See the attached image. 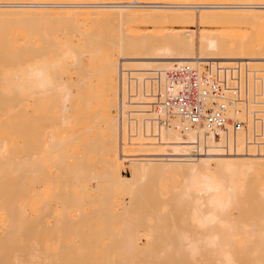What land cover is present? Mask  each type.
<instances>
[{
	"label": "bare ground",
	"instance_id": "obj_1",
	"mask_svg": "<svg viewBox=\"0 0 264 264\" xmlns=\"http://www.w3.org/2000/svg\"><path fill=\"white\" fill-rule=\"evenodd\" d=\"M103 21L117 25L112 28L117 27L115 33L119 37H111L116 41L113 46L109 47V43L107 46L109 50L112 47L110 51L117 49L112 51L114 56L118 55L117 62L116 57L112 58L116 64L111 62L112 52L108 55L110 60L107 59L105 52L109 50L104 49L105 42V45L99 42L100 38L95 39L97 36L96 42L92 39L95 35L102 36L98 34L101 32L98 26ZM57 23L61 27L69 24L68 32L64 34V30H60L64 37L63 34L55 35ZM185 25L195 26L196 30H166L167 26ZM244 25L255 27L257 31L260 28L259 38H253L249 46L262 53L257 67L264 70V0H0V264H64L68 248L80 252L81 248L77 247L91 241L90 247L106 245L107 250L109 244H105L102 237L110 238L109 235H112L111 243H114L113 238L117 242L113 259H120L104 264H264V150L259 155L249 156H229L213 150L190 156L188 146L174 130L162 135L164 144L138 140L129 145L130 151L119 145L115 158L103 162L100 175L93 173L90 167L87 169L92 173L82 170L85 166H64L63 169L73 176L72 192L80 190L83 197L90 186L85 188L80 178L93 183L100 177L107 187L105 193L112 194L124 188L122 191L129 190L133 200L151 183L150 186L155 185L158 190L166 181L165 185L172 182L168 186L169 194L166 190L167 198L163 199L167 202L163 201L162 205L161 201L157 207L156 201V207L150 208V205L147 209H152L149 213L116 216L121 220L116 219L119 228L114 230L108 228L112 223L106 220L114 207L109 201L106 207H101L108 213L99 214L104 218L102 221L109 224L108 229L107 224L104 225L105 229L102 227L101 233L97 232L96 239L89 237L86 242L83 234L90 233L85 235L88 237L93 233L83 228L85 232L82 229L84 233L79 231L81 236L77 235L82 246L73 243L68 246L66 242L71 238L70 232L74 231L75 236L78 231V228L68 229V223L78 218L74 220L68 213L64 214V206L59 207L63 211L57 217L52 216V154L71 149L80 141L82 132L78 133L79 128L77 133L72 129L76 122L80 125L86 122L81 118L89 107L86 97L87 106L81 107L79 94L77 102L74 101L77 93L72 92H78V84L82 85L83 79H79L81 82L72 75L92 73L90 69L95 67L97 60V66L101 64L98 58L103 54L106 64L109 60L112 68L113 63L117 73L121 68L147 73L169 70L184 63L202 65L210 61L231 65L238 62L239 57L243 61L236 51L237 41L244 34L230 33L223 28ZM95 29L100 30L91 36ZM140 29L147 31L140 32ZM150 36L161 40L147 48L145 43ZM70 81L77 88L72 87ZM53 83H57V88L60 83L62 87L74 88L69 91L74 96L68 95L69 92L59 95L72 97L67 99L70 103L60 101L56 108L52 103ZM116 105L118 103L113 108ZM115 108L107 110L97 140L89 142L94 149L103 145L104 130L118 133ZM54 114L59 118L67 117L72 130L67 139H52ZM150 190L149 195L155 194H152L153 186ZM155 192L159 194L160 189ZM161 195H154L158 202ZM82 197L74 201L81 202ZM151 197H147L149 203ZM52 218L55 221L50 222ZM59 221L66 227L63 228ZM85 225L80 224V227ZM53 243L60 245L58 252L52 251ZM107 253L104 255L108 257ZM62 254H66L65 257ZM68 255L70 259L72 255ZM84 256L81 257L84 259ZM61 257L64 260L59 261L63 263L57 262ZM82 263L87 264L84 260L78 264Z\"/></svg>",
	"mask_w": 264,
	"mask_h": 264
},
{
	"label": "built area",
	"instance_id": "obj_2",
	"mask_svg": "<svg viewBox=\"0 0 264 264\" xmlns=\"http://www.w3.org/2000/svg\"><path fill=\"white\" fill-rule=\"evenodd\" d=\"M117 91L121 147L164 144L162 135L174 130L190 156L264 150V71L246 63H184L147 73L121 68Z\"/></svg>",
	"mask_w": 264,
	"mask_h": 264
},
{
	"label": "rangeland",
	"instance_id": "obj_3",
	"mask_svg": "<svg viewBox=\"0 0 264 264\" xmlns=\"http://www.w3.org/2000/svg\"><path fill=\"white\" fill-rule=\"evenodd\" d=\"M62 23V25L64 24L63 22H61ZM58 25H54V29L56 28V26H58V28H59V25H60V23H57ZM115 24V23H114ZM67 24H65L64 25V27L62 26L61 27V25H60V28L58 29H55V31H54V33H55V35L56 36H60V30H64L63 31V33L65 34V32H66V30H67V32L69 31V28L70 27H68L69 26V24H68V29H67ZM91 26H93V25H91ZM100 26V27H99ZM98 26V28H100L99 30L101 31L100 33H98L99 32V30H98V32L96 31V29H95V31L93 32V34H91V36H93V35H95V33L97 34H102V36L100 35V37H98V35H95V36H93V40H95V39H98V38H100V39H98L99 40V42L101 41V42H103L102 44H104V42H105V44H106V46L104 47V49L106 50V49H108V43H109V47L112 45V44H114L113 43V41H116V39H117V37H119L117 34L118 33H115V30L117 31V27H115L114 29L112 28V26L114 27V26H117V25H113L112 23H110V22H105V21H103V23H101L100 25ZM242 27V28H241ZM241 27H234V26H227V28L226 29H224L223 28V31H229L230 33H242V34H244V36H242V37H240L239 39H238V41H237V44H238V49H237V51H236V54L239 56H242L241 58L243 59V61L242 60H240V57H239V61L240 62H243V63H246V64H249V66L250 67H252V68H254V69H256V70H258V71H264V70H261V69H263L261 66H259V67H257V63H258V57H260L261 56V54L262 53H259L258 52V50L259 49H254L253 47H250L249 46V42L253 39V38H259V36H258V32H259V29L260 28H258V31L255 29V27L253 28H249V26H246V25H244V26H241ZM63 28V29H62ZM96 28H97V26H96ZM203 28H205V29H209V28H207V27H203ZM90 29H91V27H90ZM113 29V30H112ZM180 29H182V30H192V31H195L196 30V28H195V26H191V25H185V26H167L166 27V30L167 31H169V30H180ZM222 29V28H221ZM57 30V31H56ZM241 30H243V31H241ZM109 31H113V32H111V34H110V32ZM140 32H145V31H147V30H143V29H140L139 30ZM228 32V33H229ZM260 32H261V30H260ZM62 33V34H63ZM106 33V34H105ZM108 33V34H107ZM227 33V32H226ZM61 34V35H62ZM64 34L62 35L63 37H64ZM67 34V36L69 35L68 33H66ZM107 35V36H106ZM260 35H261V33H260ZM97 36V38H95ZM116 36V37H115ZM104 39H103V38ZM111 37H115L114 38V40H111ZM66 38V37H65ZM95 38V39H94ZM110 38V39H109ZM91 39V40H92ZM104 41H103V40ZM113 39V38H112ZM119 40V39H118ZM160 40H161V38H156V37H153V36H150V37H148L147 39H146V47L147 48H151L154 44H156V43H159L160 42ZM252 41H254V40H252ZM251 41V42H252ZM95 42H96V40H95ZM137 43H139V42H137ZM104 44V45H105ZM115 44H117V42H115ZM136 44V43H135ZM103 45V46H104ZM137 45V44H136ZM135 45V46H136ZM142 46H143V44H141ZM113 46V45H112ZM115 46V45H114ZM112 48V47H111ZM111 48H110V50H111ZM109 50V49H108ZM109 50V51H110ZM113 50H114V48H113ZM112 50V51H113ZM117 49H115L114 51H116ZM105 52V54L107 55V59H109V56L108 55H110V53L112 52V51H110V52ZM107 53H109V54H107ZM114 52H112L111 54H113ZM105 54H103V55H101L102 57L105 55ZM115 54H117V53H115ZM235 54V55H236ZM241 54H243V55H241ZM106 55H105V57H106ZM111 56V58L110 59H112L113 57H116V58H114V60L117 62V56L118 55H116V56H114V54L113 55H110ZM100 57V58H98V59H100L101 61H100V65L99 66H97V64H99V60H97V64L95 65V67L93 66V68H91L90 70L92 71V73L90 72V74L87 72H79V73H76V76L75 75H72V77H76V78H78V80L79 79H83L82 81H83V83H81L82 81L81 80H79V81H81L80 83L82 84V85H79L78 84V88L76 87V85L74 86L73 85V82H75L76 80H72V81H70V82H72V83H70V84H72V87L74 86V88L76 87L77 88V91L78 92H76V91H71V90H74V88H72V87H70L69 89H68V87L67 86H65L67 89H68V91L66 90V88L65 87H62V86H60V85H62L63 83H60V84H58L59 85V87L57 88V87H55L56 85L55 84H57V83H53V85H54V88L52 89V103H54L55 105H56V108H57V105H58V103L60 102V101H67V99L70 97V96H74V94H76L77 96V99L76 98H74L75 100V102H77V100H78V96L80 95V97L82 98L83 97V99H84V101H83V99H81V98H79L80 100L78 101V103L81 105V107H84V105H86L85 103V101L87 100V104H88V109L86 110L85 109V107L87 106H85L84 107V117L86 118H81V120H86V122L85 121H83L84 122V124H82V125H80L78 122H76L77 123V127L74 125V129H72L74 132H76V129H78L77 131H78V133L79 132H82V133H80V135L82 134V136H80V141H78V142H80L81 144H83V145H81L80 143H76L75 144V147H72L71 149H62V150H60L59 151V153H53L52 154V180H51V183H52V194H51V197H52V216L53 215H55L56 217L58 216V214L60 213V212H62V211H60L61 210V208H59V207H61V206H64V211H66L64 214H66V213H68L67 215L70 217V218H72V219H74L75 220V218L77 219V221L75 220V221H73L71 224L70 223H68V225H69V228L68 229H70V230H74V229H77L78 231H76L75 232V236L72 234V233H74V231L73 232H70L71 233V238L70 239H67L66 240V242H67V244H68V246H73L74 244H76L77 246H79L80 245V243H78L80 240H78V238L80 239V237H78L77 235H80L81 236V234H79V233H82V231H84L85 232V230L83 229V228H85V229H87L86 231H89L90 229V232L91 233H93V235L92 236H88V237H86L87 235H91L90 233H88V232H86V233H82L83 234V239L85 238L86 240V242H87V239L90 237V238H92V240H94V238L96 239V234H98L99 232L101 233V231H102V227L105 229V227H104V225H106L107 224V221L106 220H108L110 223H112V225L110 224H107L106 225V228H107V226H108V228H111V227H113V229L114 230H117L118 228H119V223H117V221H119V220H121V218H117V217H119V215L121 214H123V213H127V214H134V215H138V214H140V213H149L151 210L149 209V210H147L149 207H150V205H151V207L150 208H152V207H154L155 206V204H156V206L158 207V206H160V204H161V201H162V203H163V201H165V200H163V199H166L167 198V195H166V193H167V191L170 189L169 187L172 185L171 183L172 182H169L171 185L169 186V183H168V185L166 186L165 185V183H166V181L165 180H163L162 182H164V184L163 183H161L160 184V188L158 187V190H156V187L157 186H155V185H152L153 186V189L155 190V191H159V189H160V192H159V194L161 193L162 195H161V197H160V199L161 200H159V202H158V200H157V198L156 197H154V195H156L157 194V196L159 195L158 193H156L155 191H153L152 190V186H150L151 184H153V183H151L149 186H147V187H149V189L147 188V192L145 193V189L146 188H144V192L143 193H141V194H139V195H136V196H134L135 198H133V200L131 199V197L129 196L130 194H128L129 192V190L128 191H126V192H123V191H125L124 190V188H121V191H120V188H118V190L117 191H115L114 190V193L113 192H111L112 194H110V193H108V192H104V191H106L105 189L107 188L106 187V185L104 184V180L102 179H100V177H99V181L96 179V180H94V181H98L97 182V184H96V182H94L93 181V183H90L91 181L90 180H88V179H82V178H80V181H82L83 183H82V185L85 187H87V185H89L90 187L89 188H86V191H85V193H84V191H83V193H84V195H83V197L82 196H80V193H82L80 190H79V192H78V190L77 191H74V192H72L73 191V188H74V185L72 184L73 183V176H72V174L70 173V171H65L63 168H64V166H67V167H77V166H85V168H83L82 169V167H81V169L82 170H85V169H87V168H91V171H95V172H93V173H95V174H98V175H100L102 172H103V169H102V164H103V162L105 161V160H113L114 158H115V151H116V148L120 145L119 144V135H118V133L116 132V131H110V130H104L103 131V139H102V141H103V145H100L97 149H94L93 148V146H91L90 144H89V142H95L96 140H97V134L99 133V131H100V127H101V124H102V120L103 119H105L106 118V114H107V110H111L110 108H112V109H114L115 107H117V105L113 108V106H114V104L116 103H118L117 101H118V98H117V100H116V97L118 96V91H117V81H116V79H117V77H116V67H114L113 68V63H115L116 64V62H113V59H112V61L111 62H113L112 63V68H111V65L109 64V63H111V62H109V60H108V64H106V61H105V57ZM126 61V60H125ZM238 61V62H239ZM109 65V66H108ZM83 68V67H82ZM113 69L115 70V72L113 71ZM118 71V70H117ZM119 72V71H118ZM59 75H63V74H59ZM59 75H56L57 76V78H62V77H64V76H66V74L64 73V76H59ZM59 76V77H58ZM117 76H118V73H117ZM75 78V79H76ZM67 82H69V81H67ZM77 82V81H76ZM75 82V83H76ZM64 83H66V82H64ZM78 83V82H77ZM52 85V86H53ZM66 85V84H65ZM67 85H69V84H67ZM64 86V85H63ZM71 86V85H70ZM76 90V89H75ZM69 91H71L72 93H74V94H72V93H70ZM66 92H69L68 93V95H70L68 98L66 97V95H62L63 96V98L64 97H66V100H64L63 98H61L60 96H61V94H65ZM72 94V95H71ZM79 94V95H78ZM115 94V96H113ZM60 95V96H59ZM85 97H86V100H85ZM113 97H115V98H113ZM72 99V97H70V99L69 100H71ZM88 99H90V100H88ZM116 100V101H115ZM74 101H72V102H74ZM61 102V103H62ZM68 102V101H67ZM83 102V104H81V103ZM90 102V103H89ZM68 103H70V102H68ZM83 105V106H82ZM109 106H110V108H109ZM109 108V109H108ZM87 111V112H86ZM115 111L117 112V108H115ZM83 113V112H82ZM66 118L67 117H62V118H59V117H56L55 116V114H54V116L52 117V139H55V138H58V139H67V137H68V134L70 133L69 132V130L71 129V128H69V124L67 123V121H66ZM82 121H81V123H83ZM79 126V127H78ZM72 130H70V131H72ZM77 133V132H76ZM86 145V146H85ZM124 148H126V150H128V151H130L131 150V148H130V146L129 145H127V146H124ZM94 150H96V152H93V153H91L90 151H94ZM90 152V154L89 155H87L88 153ZM86 155L88 156V159L86 160ZM70 157H73L72 159H70ZM86 160V161H85ZM89 170L87 169L86 170V172H88ZM125 171L126 172H128V169H126L125 168ZM88 173H92V172H88ZM89 182H88V181ZM168 181V180H167ZM97 188H96V187ZM105 186V187H104ZM169 186V187H168ZM167 189H166V188ZM92 188V189H91ZM102 189V190H99V189ZM173 188V187H172ZM171 188V189H172ZM96 191H95V190ZM152 190V194H153V192L155 193V194H153V195H149L150 193H148L149 192V190ZM123 190V191H122ZM150 190V191H151ZM167 190V191H166ZM103 192V193H102ZM105 193V194H104ZM108 193V194H107ZM168 194H169V191H168ZM151 197V196H153V197H151L152 198V202H153V204H152V202L151 203H149L148 201H147V197ZM169 196V195H168ZM78 197H82L83 199H82V201L81 202H75L74 200V198H78ZM108 197V198H107ZM145 197V198H144ZM163 197V198H162ZM156 198V199H155ZM79 199V198H78ZM142 199V200H141ZM108 200V201H107ZM144 200H146V201H144ZM168 200V199H167ZM109 201H110V204H113V211L108 215L109 216V218L108 219H106L105 221L106 222H104V221H102L104 218H103V216H101V215H99V214H104L105 212L106 213H108V211H104L101 207L102 206H105L106 207V205H108L109 204ZM157 201V202H156ZM146 202H148V203H146ZM156 202V203H155ZM167 201H165V203H166ZM155 203V204H154ZM158 204V205H157ZM143 205V206H142ZM152 205H154V206H152ZM162 205H164V203L162 204ZM161 205V206H162ZM110 206V205H109ZM155 206V207H156ZM119 207V208H118ZM121 207V208H120ZM100 209L101 210H103V211H100ZM121 209V210H120ZM145 209V210H144ZM147 210V211H146ZM149 211V212H148ZM173 212L174 213H176L177 211H175V209L173 210ZM102 214V215H103ZM114 216H113V215ZM107 215V214H106ZM55 216H54V218H55ZM82 218H81V217ZM104 216H105V214H104ZM117 216V217H116ZM83 217H85V218H83ZM110 217H113L112 218V221L114 222H111V219H110ZM47 217L45 216L44 217V219H46ZM62 218V217H61ZM61 218H58V220L60 219V221L62 220ZM63 218H64V216H63ZM80 218V219H79ZM34 219V221H35V218H33ZM32 219V220H33ZM43 219V220H44ZM65 219V218H64ZM63 219V220H64ZM110 219V220H109ZM116 219H117V221H116ZM47 220V219H46ZM54 219L52 218V220L51 219H49V221L51 222V221H53ZM56 220H57V218H56ZM57 220V221H58ZM55 221V220H54ZM59 221V224H61V222ZM62 222H65V221H62ZM67 222H69V220H67ZM66 222V223H67ZM76 222V223H75ZM83 222V223H82ZM96 222V223H95ZM104 222V223H103ZM108 222V223H109ZM52 223H55V222H52ZM79 225H78V224ZM80 224H87V225H85L84 227L83 226H81L80 227ZM90 224H95V226H91ZM61 225H63V228H64V226L66 227V225H65V223L64 224H61ZM60 225V226H61ZM117 225V226H116ZM62 227V226H61ZM81 228V229H80ZM107 228V229H108ZM83 229V230H82ZM103 229V230H104ZM112 229V228H111ZM80 230H82V231H80ZM110 230V229H109ZM80 231V232H79ZM92 231H94V232H92ZM99 231V232H98ZM104 231H106V230H104ZM56 232V231H55ZM79 232V233H78ZM98 232V233H97ZM88 233V234H87ZM54 234V233H53ZM52 234V235H53ZM60 235V234H59ZM86 235V236H85ZM55 236H56V234H55ZM54 235H53V237H55ZM76 236H77V238H76ZM98 237V236H97ZM105 237V238H104ZM109 237L111 238L112 237V235L110 236L109 235ZM81 238V239H82ZM90 238H89V240H90ZM100 238V237H99ZM103 238V242L105 243V244H109V248H110V246H111V248L109 249L108 248V246H107V250H106V247L104 248V246H106V245H103L101 248L99 247V246H97V247H99V248H97V247H93L92 245V247L94 248V249H92V247H90V242H89V244H85V245H83V246H85V247H83L82 245H80V246H82V247H77V249L78 250H80V248H81V250H80V252L79 251H76L74 248V250L76 251V253L73 251V250H70L69 248H68V252H69V250H70V254L72 255L71 257H70V259H69V256L70 255H68L69 253L67 252L66 254L68 255V257H67V255H66V258H68V259H66V261H65V263L64 264H67L66 262H72L73 261V263H75V262H77V264L79 263V262H81V261H83L84 260V262L86 263L87 262V264H88V261H91V262H93V263H89V264H94V259H96V262H98V264L100 263V264H104V262H106V261H109V263L110 262H115V261H117V260H119L120 258L119 257H117V259L116 258H114L113 259V257L114 256H112L113 254H114V247L117 245V244H115V243H117V242H115L116 241V239L115 238H113L114 239V243H111L112 242V238L110 239V238H108V236H103L102 237ZM75 239H77L76 241H77V243H75L76 241H74ZM83 239H82V241H83ZM110 239V240H109ZM52 240H53V238H52ZM72 241H74V242H72ZM109 241H110V243H109ZM81 242V241H80ZM93 242V241H92ZM73 243V245H71ZM85 243V242H84ZM56 243H53V248H52V251L54 250L55 252H58V250H60V245L59 244H57V245H55ZM83 244V243H82ZM103 244V243H102ZM113 244H114V246H113ZM57 246V247H56ZM88 246H89V248H88ZM113 246V247H112ZM57 248V249H56ZM101 249V250H100ZM105 250V251H104ZM63 251V250H62ZM66 251H67V248H66ZM78 252H79V254H78ZM84 252L86 253V254H84ZM103 252V253H102ZM106 252H108L107 254L109 255V256H112V257H107V256H105L106 255ZM61 253H64V252H61ZM90 253V254H89ZM78 254V255H77ZM81 254V255H80ZM92 255V256H87L88 257V259L90 258H92L93 259V261H92V259L90 260H88L87 259V257L86 256H84V255ZM95 254V255H94ZM105 254V255H104ZM62 255H64V254H62ZM65 255H64V257H65ZM73 255H74V258H73ZM78 257H77V256ZM80 255V256H79ZM81 256H84V259H83V257H81ZM106 257L105 259H103V257ZM64 257H61V259H57V262H60L59 260H64ZM97 257V258H96ZM99 258V259H98ZM110 258H112V259H110ZM71 259H72V261H71ZM75 261H74V260ZM77 259L79 260L80 259V261H77ZM83 259V260H82ZM69 260V261H68ZM113 260V261H112ZM95 262V264H97ZM103 262V263H102ZM60 263H63V262H60ZM72 263V264H73ZM107 263V262H106ZM69 264V263H68ZM76 264V263H75ZM82 264H84V263H82Z\"/></svg>",
	"mask_w": 264,
	"mask_h": 264
}]
</instances>
